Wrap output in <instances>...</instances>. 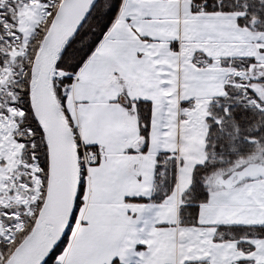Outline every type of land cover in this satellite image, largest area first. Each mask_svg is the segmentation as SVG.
Returning <instances> with one entry per match:
<instances>
[{"label": "snow or ice", "instance_id": "1", "mask_svg": "<svg viewBox=\"0 0 264 264\" xmlns=\"http://www.w3.org/2000/svg\"><path fill=\"white\" fill-rule=\"evenodd\" d=\"M0 264H264V0H0Z\"/></svg>", "mask_w": 264, "mask_h": 264}]
</instances>
